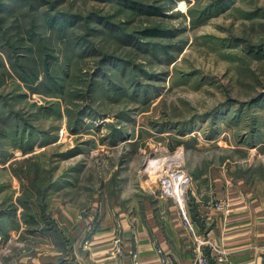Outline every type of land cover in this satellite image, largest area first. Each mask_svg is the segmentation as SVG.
Returning <instances> with one entry per match:
<instances>
[{"label":"rangeland","instance_id":"obj_1","mask_svg":"<svg viewBox=\"0 0 264 264\" xmlns=\"http://www.w3.org/2000/svg\"><path fill=\"white\" fill-rule=\"evenodd\" d=\"M181 171L189 203L264 180V0H0V264L71 257L64 207L175 204Z\"/></svg>","mask_w":264,"mask_h":264},{"label":"crops","instance_id":"obj_2","mask_svg":"<svg viewBox=\"0 0 264 264\" xmlns=\"http://www.w3.org/2000/svg\"><path fill=\"white\" fill-rule=\"evenodd\" d=\"M198 188L192 192L188 211L195 236L205 243L203 253L210 255L211 244L226 254L230 264H264V180L232 183L223 177L211 191ZM161 199L157 208L129 198L119 204H101L89 212L62 208L58 211L61 232L74 241L71 257L63 259L64 264H72L69 259L74 264H134V254L141 264H162V258L169 264H195L198 244L194 235L184 226L177 206H164ZM222 199L229 202L228 213L215 207ZM118 238L123 252L113 258L110 250ZM61 256L48 251L27 264H63Z\"/></svg>","mask_w":264,"mask_h":264},{"label":"built area","instance_id":"obj_3","mask_svg":"<svg viewBox=\"0 0 264 264\" xmlns=\"http://www.w3.org/2000/svg\"><path fill=\"white\" fill-rule=\"evenodd\" d=\"M190 178L187 173H184L181 171V173L177 172L175 174V178L173 181H175L177 184H179L180 188L183 189L182 194H178L177 192H174V188L172 189V181L171 182H166L164 189H165V197L170 198L174 201L176 204L178 210H179V215L181 219L183 220L184 226L192 232L194 235V238L197 242V256H196V261L195 264H230L226 257V254H224L223 251L219 250L215 246H212L210 244V249L211 253L210 255H205L203 251L201 250L202 245H205L203 239L199 240L197 239L198 237L195 236V231H194V226L188 211V205L190 201V197L187 196L186 188L185 186H188L190 183ZM186 193V194H185ZM215 207L217 210L223 212V213H228L229 212V202L226 199H222L216 202ZM123 252L122 249V243L121 240L118 238L114 241V246L110 250V255L113 258H116L120 256ZM158 253L161 255L163 254L162 250H159ZM134 264H141L139 261V256L138 254H134ZM162 264H169V261L165 258L161 259Z\"/></svg>","mask_w":264,"mask_h":264}]
</instances>
